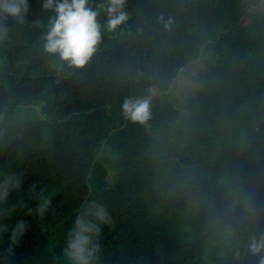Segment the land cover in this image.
<instances>
[{"label":"trees","instance_id":"trees-1","mask_svg":"<svg viewBox=\"0 0 264 264\" xmlns=\"http://www.w3.org/2000/svg\"><path fill=\"white\" fill-rule=\"evenodd\" d=\"M242 2L125 0L80 67L44 50V0L0 17V264H70L93 203L109 217L93 264H259L244 250L264 234V11L242 24ZM201 54L177 107L164 93ZM147 95L149 119H129L124 99Z\"/></svg>","mask_w":264,"mask_h":264},{"label":"clouds","instance_id":"clouds-1","mask_svg":"<svg viewBox=\"0 0 264 264\" xmlns=\"http://www.w3.org/2000/svg\"><path fill=\"white\" fill-rule=\"evenodd\" d=\"M43 7L54 13L49 17L43 37L44 50L67 65L76 67L83 66L96 51L101 38L99 18L102 13L106 17L103 27L107 31L115 30L128 19L124 10L125 0H98L94 6L90 0H44ZM27 11V0H0V17L22 21ZM169 23L166 22L165 27ZM151 99L150 95L125 98L122 104L124 114L133 121L144 123L151 115ZM5 195L6 192L0 190V199ZM108 220L106 209L95 203L76 217L65 250L70 264H93L97 250L94 236L99 232L100 225ZM18 228L22 230L23 225H18ZM248 250L252 255L264 253V234L252 238ZM259 264H264V255L260 256Z\"/></svg>","mask_w":264,"mask_h":264},{"label":"rangeland","instance_id":"rangeland-1","mask_svg":"<svg viewBox=\"0 0 264 264\" xmlns=\"http://www.w3.org/2000/svg\"><path fill=\"white\" fill-rule=\"evenodd\" d=\"M244 18L241 23L246 24L247 14L256 10L264 11V0H243ZM203 54L199 55L197 58H193L188 64H186L178 72V75L174 77L170 83L168 91L164 93V98L173 102L175 106H179V102L185 98L192 95L193 91L199 87L197 80L194 78V74L203 68V63L201 58ZM152 95H159L157 89L151 91ZM104 152L106 147H104Z\"/></svg>","mask_w":264,"mask_h":264},{"label":"water","instance_id":"water-1","mask_svg":"<svg viewBox=\"0 0 264 264\" xmlns=\"http://www.w3.org/2000/svg\"><path fill=\"white\" fill-rule=\"evenodd\" d=\"M263 212H264V203H263V205H262V207L260 208V211H259V220H261V218H262V216H263ZM257 229H258V228H256V229L254 230V232H253L252 235L249 237V239H248V241H247V243H246V245H245L244 256H245L246 251H247V248H248V243H249L250 239L252 238V236H253V235L255 234V232L257 231Z\"/></svg>","mask_w":264,"mask_h":264}]
</instances>
